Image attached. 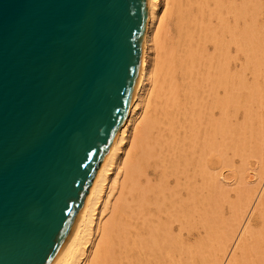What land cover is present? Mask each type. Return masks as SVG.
Listing matches in <instances>:
<instances>
[{
    "label": "bare ground",
    "instance_id": "1",
    "mask_svg": "<svg viewBox=\"0 0 264 264\" xmlns=\"http://www.w3.org/2000/svg\"><path fill=\"white\" fill-rule=\"evenodd\" d=\"M262 8L264 0H150L141 79L83 219L52 264H264L260 89L215 56L228 34L258 81L251 24ZM233 109L244 110L243 123L230 121Z\"/></svg>",
    "mask_w": 264,
    "mask_h": 264
},
{
    "label": "water",
    "instance_id": "2",
    "mask_svg": "<svg viewBox=\"0 0 264 264\" xmlns=\"http://www.w3.org/2000/svg\"><path fill=\"white\" fill-rule=\"evenodd\" d=\"M150 0H0V264H52L144 69Z\"/></svg>",
    "mask_w": 264,
    "mask_h": 264
},
{
    "label": "rangeland",
    "instance_id": "3",
    "mask_svg": "<svg viewBox=\"0 0 264 264\" xmlns=\"http://www.w3.org/2000/svg\"><path fill=\"white\" fill-rule=\"evenodd\" d=\"M160 6H161L160 7V9H161L160 17L162 19L163 14H164L163 11L166 10V5H164V2H162ZM164 8H165V10H164ZM254 17H255V14H254ZM165 22L167 23V18L165 19ZM251 25H253V28L256 31L255 33L256 34L258 33L257 35L255 34L256 37H257V39H258V41H255V42H258V43H255L256 46H257V47L255 46V57H257L256 58V60H257L256 61L257 62V76L259 75V77H257V80L258 81L254 82V76L252 75V73L249 72V71H245L244 70V67H245V59L244 58L245 57L242 54V52H238L237 51V48L234 45H232L233 43L231 44V41H230L231 39H230V36L228 34L225 33V35L223 37H221L222 48H223V44H224V50L223 49L222 50L225 51V52H223L221 50L220 51L223 52L222 55H223V58L224 59L220 57L221 56L220 55L221 53L219 51L216 52V49H215V56H217V61L219 60V58L222 59V60L218 61V63L219 62L221 64L225 63L224 65L227 66V67H225V69L228 68L226 70L231 75L236 76V77L243 76L245 78V80L249 84L254 83L257 86V91L259 89L262 90V91L259 90L258 93H257V96L259 95L257 97V101H258L257 104L258 105H254L253 106V109L255 111L261 113L262 115H264V106H263L264 105V95H261V93L263 92V89H264V81H263V77H262V76H264V72H263V70H264V66H263L264 65V45H263L264 44V41H262V40H264V36L263 37L262 36L259 37V35H263L264 34V31L262 33V30H264V8H262L261 11L257 14L256 19H255V22H253V24H251ZM215 26H217V25L215 24ZM256 37H255V39H256ZM223 38H224V40H222ZM259 38H262V39H259ZM258 45H261V47L258 46ZM225 46L228 48V50H227V48ZM216 53H217V55H216ZM225 53H227V54L224 55ZM227 55H228V57H227ZM225 56H226V59L227 60H225ZM218 63H217V65H220ZM224 65H220V66L223 67ZM258 85L260 87H262V88H260ZM217 95H219V97L223 98V96L225 95V93H224V91L222 89H219L218 92H217ZM259 102H261V103H259ZM260 106L262 107V109H260L261 108ZM243 111L244 110L241 109V110H238L237 113H236L235 112V109L231 110V112H230V121H232L235 124H241V123H243V121H244V114H245V112H243ZM220 116H221L220 111H218V110L215 109V119H219ZM130 131H132V128L130 129ZM239 166L240 165H238L237 167H239ZM177 231L178 230L175 231L176 232L175 235L177 234ZM178 233H179V231H178ZM187 234H188V232L187 233H186V231L183 232V235H185L186 237L183 236L184 238H182V240L183 241H186V239H187L189 241V240L192 239V241H193V238L194 237H192V236L190 237V235H189V237H188L189 239H188L187 238V236H188ZM188 241H186L185 243L186 244L187 243L188 244H192L193 243L192 241H190L192 243H190ZM186 247H188V246H185V248ZM178 253H177V258L176 259H178L180 257V253L179 254ZM165 263H166V261H165Z\"/></svg>",
    "mask_w": 264,
    "mask_h": 264
}]
</instances>
